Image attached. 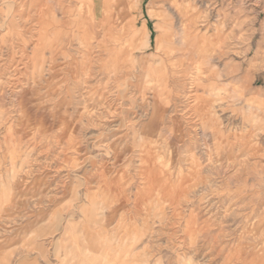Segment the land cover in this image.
Returning a JSON list of instances; mask_svg holds the SVG:
<instances>
[{
  "label": "rangeland",
  "instance_id": "374dc122",
  "mask_svg": "<svg viewBox=\"0 0 264 264\" xmlns=\"http://www.w3.org/2000/svg\"><path fill=\"white\" fill-rule=\"evenodd\" d=\"M0 264H264V0H0Z\"/></svg>",
  "mask_w": 264,
  "mask_h": 264
},
{
  "label": "bare ground",
  "instance_id": "6f19581e",
  "mask_svg": "<svg viewBox=\"0 0 264 264\" xmlns=\"http://www.w3.org/2000/svg\"><path fill=\"white\" fill-rule=\"evenodd\" d=\"M135 37H137V36H136V33L134 32V33H133V38L135 39Z\"/></svg>",
  "mask_w": 264,
  "mask_h": 264
}]
</instances>
